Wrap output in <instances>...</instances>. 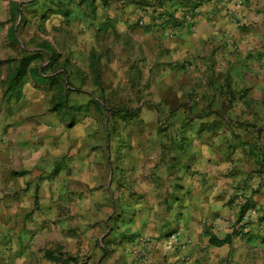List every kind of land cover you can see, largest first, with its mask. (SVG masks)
Masks as SVG:
<instances>
[{"label":"crops","instance_id":"0c3cea01","mask_svg":"<svg viewBox=\"0 0 264 264\" xmlns=\"http://www.w3.org/2000/svg\"><path fill=\"white\" fill-rule=\"evenodd\" d=\"M158 1L105 29L146 76H72L69 124L49 83L0 90V264H264V0Z\"/></svg>","mask_w":264,"mask_h":264},{"label":"rangeland","instance_id":"374dc122","mask_svg":"<svg viewBox=\"0 0 264 264\" xmlns=\"http://www.w3.org/2000/svg\"><path fill=\"white\" fill-rule=\"evenodd\" d=\"M30 1L0 0V78L3 77V79H0V90L4 91L8 88L9 78L15 72L19 59L24 55L33 53H39L40 58L32 62L30 68L38 70L46 68L44 73L47 76H54L57 73L60 76H69L68 82L70 84H72V76H96L90 68L91 63H95L97 72L102 75L103 71H100V69L102 70L105 67L106 70L112 60L118 66V71L124 70V67L131 64V69L124 72L128 75L131 74V76H146L143 72L145 60L140 50L134 46H129L131 40L128 34L122 31L107 32V30L101 29L104 28V25L123 28L124 26L139 25L140 21L143 23V18L140 17L139 13H133L130 16L131 11L137 8L141 13L142 11L147 12L146 9H140V5H143L142 0H92V7L86 4L80 6L77 4L78 1H75L72 5V13L68 18L53 14L49 10L42 13L41 9L24 7ZM11 2H17L20 9L23 7L25 18L24 24L19 26L15 41L10 40L7 33L10 26L18 25L20 15L15 18L10 17ZM148 12H152V9ZM149 14L143 13L142 16H148L146 17L147 20ZM111 39L117 44H112V47L106 50L102 65L100 64L98 51L94 50L96 46L91 47V42L96 41L95 43H97L100 41L109 46L107 42ZM43 41H46L52 47L56 55V60L51 63L50 55L40 47V43ZM123 41H126V43H123ZM87 45L90 46V50H82V47ZM102 51H105V49H101ZM124 63L125 65H123ZM25 76L31 75L27 73ZM49 91L52 94L50 108L53 111L52 108L56 98H58V92L52 85H49ZM70 103H72V100L69 96L67 104ZM62 109L64 108H60L58 111ZM72 112L64 110L57 112V114L69 124L70 117L73 115ZM51 118L52 120L55 119L53 113ZM166 129L165 124L161 123L160 130L163 131L162 133Z\"/></svg>","mask_w":264,"mask_h":264},{"label":"trees","instance_id":"16d2710c","mask_svg":"<svg viewBox=\"0 0 264 264\" xmlns=\"http://www.w3.org/2000/svg\"><path fill=\"white\" fill-rule=\"evenodd\" d=\"M75 1H78L77 4L82 6L84 4L92 7L93 6V1L92 0H31L30 2H27L25 4L24 7L26 8H31V9H41L42 13L44 11L49 10L50 12H52L53 14L56 15H60L63 18H68L71 13H72V5ZM164 1H168V0H164ZM156 4H149L152 7H156V9H154V13L155 12H159L157 13V17L160 20H163L165 16L168 17L167 22H171L173 19L171 18L172 14L168 13L166 10L163 11V2H160L158 0H156ZM23 6V5H22ZM188 7V11L189 14H191V17L193 18L194 16V10L197 7V3H190ZM23 7H21V9L19 8V5L17 4V2H11L10 3V17L15 18L16 16L20 15V21L18 22L17 26H10V28L8 29V37L10 38V40L15 41L16 40V34L17 31L19 29V26H22L25 22V18L23 16ZM162 10V13H160ZM164 15V17H160L161 15ZM186 18V17H184ZM156 20V18H151V23L147 26H145V29L149 30L150 25H155L153 24V22ZM164 21V20H163ZM182 21H178V22H174V24L177 26H180L182 23ZM166 22H162V24H164ZM161 24V25H162ZM107 28V25H104V29ZM40 47L43 49L44 52H46L47 54L50 55V63L53 62L54 60H56V55L54 53V50L52 49V47L46 42L43 41L40 43ZM40 58V54L39 53H33V54H29V55H24L22 56L19 61H18V66L15 70V72L13 73V75L10 78L9 81V87H13L16 83H18L27 73H29L33 79L38 82V83H49L50 85L54 86V88L56 89V91L58 92V98H56V102L54 104V107L52 108V110L54 112L58 111L60 108H67V110L69 109H76V110H81L83 107H69L67 104L68 101V92L69 90L65 88V85H67L68 87L70 86L69 82L66 80H64L62 77L64 76H60L59 73H57L54 76L51 77H47V75L44 73V70H46V68H41V70H38L36 68H30V65L32 62L36 61L37 59ZM90 68L93 71V73L96 74V76L98 75V70L96 68L95 63H91L90 64ZM35 77H37V79H35ZM97 82V80H96ZM74 110V111H76ZM117 116H120V119H127L128 117H131V115H127V114H120L121 112H116ZM115 114V113H114ZM133 115V113H131ZM230 239L229 236H227L223 241H216L214 239H212V242L220 245L222 243H226L228 242Z\"/></svg>","mask_w":264,"mask_h":264}]
</instances>
